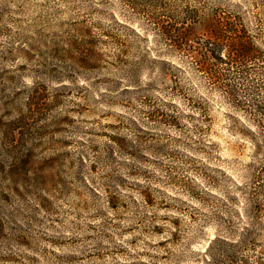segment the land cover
<instances>
[{"label": "rangeland", "instance_id": "rangeland-1", "mask_svg": "<svg viewBox=\"0 0 264 264\" xmlns=\"http://www.w3.org/2000/svg\"><path fill=\"white\" fill-rule=\"evenodd\" d=\"M226 4L264 28V0H0V264H206L247 224L255 264L264 152L148 19Z\"/></svg>", "mask_w": 264, "mask_h": 264}, {"label": "trees", "instance_id": "trees-1", "mask_svg": "<svg viewBox=\"0 0 264 264\" xmlns=\"http://www.w3.org/2000/svg\"><path fill=\"white\" fill-rule=\"evenodd\" d=\"M188 13L180 20L169 16L170 20L153 16L148 19L173 48L193 59L197 71L222 91L228 104L244 118L241 122L247 126L244 136L257 151L264 152V28L260 13L249 19L251 12L243 11L240 4L220 5L211 10L192 9ZM252 20L254 27H250ZM263 183L262 175L255 172L249 193L251 201L264 196ZM252 212L246 218L251 215L252 221L257 222L264 209L256 204ZM242 220L245 221V217L239 221ZM250 225L241 227L235 241L215 238L209 247L210 259L206 264H252L245 252L257 246L254 238L257 232ZM236 227L230 221L226 231L238 232ZM218 242H223L226 249L222 252L220 249L216 255L214 246ZM254 263L264 264L263 251Z\"/></svg>", "mask_w": 264, "mask_h": 264}]
</instances>
